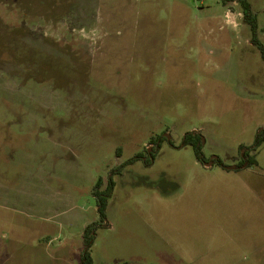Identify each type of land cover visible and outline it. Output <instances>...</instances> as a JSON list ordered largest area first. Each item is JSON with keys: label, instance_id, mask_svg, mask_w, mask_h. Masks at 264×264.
<instances>
[{"label": "rangeland", "instance_id": "rangeland-1", "mask_svg": "<svg viewBox=\"0 0 264 264\" xmlns=\"http://www.w3.org/2000/svg\"><path fill=\"white\" fill-rule=\"evenodd\" d=\"M253 36L238 0H0V264H83L90 224L94 264H264Z\"/></svg>", "mask_w": 264, "mask_h": 264}, {"label": "trees", "instance_id": "trees-1", "mask_svg": "<svg viewBox=\"0 0 264 264\" xmlns=\"http://www.w3.org/2000/svg\"><path fill=\"white\" fill-rule=\"evenodd\" d=\"M223 1L227 2L228 0H223ZM238 1L241 3L243 7L246 21L251 25V29L254 34L253 42L259 46L262 52V57L264 58V44L257 38L258 27H259L258 15L253 10L252 4L249 0H238ZM184 141L187 143V145L188 144L194 145L198 158L201 160L204 159V156L202 153V141H201V137L199 134L189 133L186 135V138ZM263 143H264V128L259 132L253 148L258 149L260 146L263 145ZM248 160H249V166L258 164V160L255 157H248ZM134 161H136V158H133V159H130L124 162L122 164V167L126 166L127 164L133 163ZM115 184H116L115 180L113 179V177H111L108 180L107 186L105 188H102L103 178L100 177L95 185L94 195L97 198L99 212H100L102 219H105L107 216L106 211H107L108 200H109V197L113 194ZM94 229H95V224H90L89 226H87L85 234H84L86 237V242L89 246H88V249L84 252L83 264H94L92 254L89 251V248L90 246H92L94 242V238H95L93 234ZM123 264H130V263L125 262Z\"/></svg>", "mask_w": 264, "mask_h": 264}, {"label": "flooded vegetation", "instance_id": "flooded-vegetation-1", "mask_svg": "<svg viewBox=\"0 0 264 264\" xmlns=\"http://www.w3.org/2000/svg\"><path fill=\"white\" fill-rule=\"evenodd\" d=\"M185 138H186V136L184 137V140H185ZM165 139L167 140V136H165ZM169 142H170V144H172L173 145V143L171 142V140L169 139ZM173 146H175V145H173ZM150 157L151 156H153V154L150 152V155H149ZM202 161L204 162V163H207V161L205 160V158L204 159H202ZM245 162H247V166L249 165V160H248V158H246L245 156L243 157V159H242V161H241V166L245 163Z\"/></svg>", "mask_w": 264, "mask_h": 264}, {"label": "water", "instance_id": "water-1", "mask_svg": "<svg viewBox=\"0 0 264 264\" xmlns=\"http://www.w3.org/2000/svg\"><path fill=\"white\" fill-rule=\"evenodd\" d=\"M169 137V136H168ZM207 166H211L213 164V161H209L207 163H205ZM247 166V162H245L241 167H246ZM229 169H237L239 168V166L237 165H232V166H228Z\"/></svg>", "mask_w": 264, "mask_h": 264}]
</instances>
